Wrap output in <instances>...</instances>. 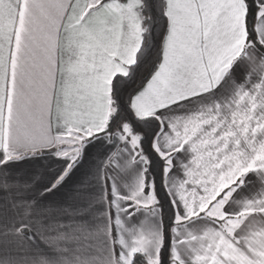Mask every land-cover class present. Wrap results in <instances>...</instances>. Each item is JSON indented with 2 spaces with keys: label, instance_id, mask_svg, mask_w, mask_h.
Segmentation results:
<instances>
[{
  "label": "snow or ice",
  "instance_id": "6c2138e0",
  "mask_svg": "<svg viewBox=\"0 0 264 264\" xmlns=\"http://www.w3.org/2000/svg\"><path fill=\"white\" fill-rule=\"evenodd\" d=\"M0 264H264V0H0Z\"/></svg>",
  "mask_w": 264,
  "mask_h": 264
}]
</instances>
